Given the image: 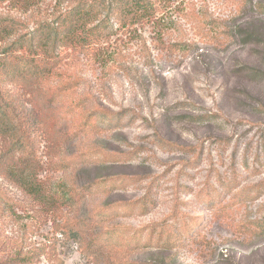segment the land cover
<instances>
[{"label":"rangeland","instance_id":"obj_1","mask_svg":"<svg viewBox=\"0 0 264 264\" xmlns=\"http://www.w3.org/2000/svg\"><path fill=\"white\" fill-rule=\"evenodd\" d=\"M132 1L0 0V264H264V0Z\"/></svg>","mask_w":264,"mask_h":264},{"label":"trees","instance_id":"obj_2","mask_svg":"<svg viewBox=\"0 0 264 264\" xmlns=\"http://www.w3.org/2000/svg\"><path fill=\"white\" fill-rule=\"evenodd\" d=\"M9 1H12V0H9ZM133 1L141 5L143 4L142 2L143 0H133ZM90 16H91V12L89 10L83 12V11L72 9L70 12L66 13L65 15H59V18L57 17L59 19V22H57V26L61 28L63 27L62 35L60 37V40L61 39L63 40V42L61 40V43H62L61 47L65 46V43L67 42V40L72 41V42L75 41L74 38L76 37V34L79 31L88 32L90 34V33H93L96 29H98L102 25L101 24L100 26H94L90 30L87 29L88 27L86 26H88L89 24ZM75 17L77 18V21H76V24H73V20ZM54 23H56V20ZM53 30L55 34L59 35L60 32H58L57 29H53ZM85 41L87 40L85 39L84 41H81L80 39L79 41L77 40L76 42L80 43L82 47L86 49H90L97 44L96 41L94 43H89V44ZM4 109H5L4 102L0 101V115L5 113Z\"/></svg>","mask_w":264,"mask_h":264}]
</instances>
